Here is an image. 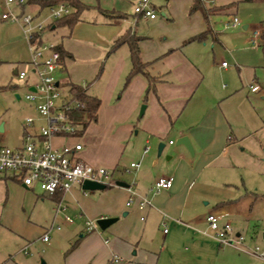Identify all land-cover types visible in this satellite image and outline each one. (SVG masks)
<instances>
[{
    "label": "crops",
    "instance_id": "0c3cea01",
    "mask_svg": "<svg viewBox=\"0 0 264 264\" xmlns=\"http://www.w3.org/2000/svg\"><path fill=\"white\" fill-rule=\"evenodd\" d=\"M95 1L81 0L88 7L95 6ZM175 1L164 0L169 8L168 15L162 14L163 21L157 17L144 18L135 12L127 18L124 0H98L95 7L107 13L98 10L101 18L89 27L94 28L91 35L76 34L74 28H82L81 23L73 29L53 26L42 32V43L61 45L71 55L63 60L57 72L62 77L58 79L60 85L62 82L68 85L66 92L70 84L82 86L90 96L101 101L97 121L88 126L83 137L55 138L53 145L59 148L82 144L80 160L112 170L116 183L114 187L97 191H86L76 184L67 192L48 194L38 186H24L9 173L0 174V187L10 192L12 203L21 201L20 210L29 212L30 217L40 212V216L52 221V228L63 225L64 233L59 236L61 245L53 253L48 250L42 264H161L164 255L173 264L174 255L181 253L180 249L188 243L196 258H201L206 244L203 237L214 239L207 216H223L221 224H231V218L242 214L239 203L242 199L258 198L247 187L244 177L240 187L235 180L236 173L239 175L241 171L249 175L264 172V77L245 74L243 63L237 62L238 76L226 74L229 84L222 87L221 75L215 72L218 71L215 45L210 43L219 41L214 18L228 15L230 9L213 17L208 28L200 12L188 16L193 0H183L178 12L174 9ZM5 2H1V15L7 8ZM137 2L133 0V6ZM227 3L228 0H218L212 4ZM151 6L156 13L157 7ZM12 7H17L21 14H32L27 10H34L35 20L43 19L36 8L28 7L22 13L21 6ZM1 15L4 52L0 54V146H4L13 128L9 113L14 103L5 97L11 96L20 104L25 101L23 122L27 117H37V113L35 104L25 100L36 81L29 66L28 42L21 26L3 21ZM53 23L49 21L48 26ZM64 28H68V33L60 39L46 38L47 35L55 37ZM249 28L244 26L246 32ZM126 33L139 38L142 61L149 64L150 74L158 80L147 97L148 81L142 75L135 76L124 88L131 69L130 49L127 44L115 49L113 46ZM205 33L203 40L188 42ZM81 48H91L97 57L91 59L96 63L90 62L86 71L78 73L72 67L75 61L81 60ZM222 64V70L228 73L229 66ZM20 66L23 67L19 70ZM22 71L28 72L27 79H18L19 85H13V76L18 78ZM254 87L259 89L253 91ZM142 106L145 110L140 116ZM37 127L38 124L26 129L22 125L23 143L14 149L24 144L26 132H34ZM183 137L189 139L193 154L178 143ZM134 163L139 167H132ZM206 170L209 171L204 174ZM162 177L172 178V187L156 193L154 184ZM118 182L127 186H117ZM211 183L224 191L212 194ZM234 189L239 194L232 192ZM240 192L245 195L240 196ZM141 198L149 201L143 208ZM130 199L133 202L128 204ZM198 199H207V205L213 201V209L196 213ZM9 201L4 205L0 202V217L5 226L15 230L17 245L25 256L9 255L0 264H39L32 252L37 251L34 242L39 240L50 245V229L41 228L37 238L32 237L34 232L30 227L25 226L19 232L15 229L18 225L7 222L4 216L9 210ZM66 217L73 222H65ZM106 218H118V221L101 230L97 221ZM88 221L96 222L92 232L86 230ZM46 233L49 241L43 242ZM231 236L244 238L240 227H235ZM242 247L246 248L243 244ZM234 248L248 258L254 257Z\"/></svg>",
    "mask_w": 264,
    "mask_h": 264
},
{
    "label": "rangeland",
    "instance_id": "374dc122",
    "mask_svg": "<svg viewBox=\"0 0 264 264\" xmlns=\"http://www.w3.org/2000/svg\"><path fill=\"white\" fill-rule=\"evenodd\" d=\"M0 0V15L2 13L1 2ZM125 2V9L124 13L128 15L134 14V6L133 0H124ZM229 2H238L236 7L229 10L228 15H232L237 17L239 21V26L231 30L230 27H226L227 23L231 20L232 16L222 15L214 18V28L218 32V42L210 43V46L215 45V55L216 61L218 66L216 67L218 71L215 72L218 75H221V79L219 84L223 87L224 85H228V81L225 79V75L238 76L237 70V62L243 63L244 69L243 72L247 75L256 74L258 77L261 75L264 77V3H246L243 0H228ZM183 0H177L174 3V9L178 12L182 7ZM151 5H155L157 7L156 16L158 20H165L162 17V14L165 13L168 15V4L164 2V0H150ZM98 0L95 1V6H98ZM90 7L89 9L85 10L81 14L80 22L83 24L82 28H74L76 34H79L83 37H87L88 34L91 35V31L94 28H89L92 25L96 24L97 21L100 20L101 16H99V12L103 11L98 7ZM14 9V13H19L17 7H12ZM11 9V10H12ZM27 12H34V10H27ZM32 13V15L34 14ZM35 16V15H34ZM188 16L189 11H188ZM41 17L43 19L49 17V9L44 10L41 13ZM249 25V30L246 32L244 30V26ZM133 28H135V23H133ZM21 31V29H20ZM260 32L259 40L254 41V32ZM13 32V31H12ZM23 31H21L22 33ZM68 33V28H64L59 30L55 35V37H48L47 39L57 40V38H61L63 34ZM14 34V32H13ZM2 36V37H1ZM0 36V54L4 52V36ZM52 40H49L52 42ZM48 41V40H47ZM26 42V41H25ZM211 42V41H209ZM82 56L81 60L75 61L72 69H77L79 72L82 73L84 70L86 71L88 67L91 65V59H96V54L90 48H81ZM213 57V56H212ZM96 63V62H93ZM226 63L229 67L227 72L225 73L222 68L221 64ZM23 66L18 67V69H22ZM86 74V73H85ZM64 78V77H63ZM262 78V77H261ZM57 79H61L62 77L57 76ZM13 85H19V80L17 77L13 76ZM67 86L65 83L62 82L61 89L63 92L67 90ZM11 98L13 104L10 105L11 112L9 113V117H11V122L13 125L12 132L8 136L7 141L4 142V147L14 148L20 146L23 142L20 138V131L22 130V125L24 126V112H23V105L25 101H22L20 104L15 98L13 97H5ZM80 137H83V134ZM209 170H206L204 174H206ZM242 177H244L247 187L251 190L252 193L257 194L258 198H247L242 199L240 203V214L238 217L231 218V225L233 229L236 227H240L242 230V234L244 236L243 245L248 248L252 249L257 245H261L264 243L263 234H264V172H253L251 175L248 173H243L242 171L238 175L236 173V182L237 186H242ZM240 183V184H239ZM210 192L212 194L215 193H222L224 188L216 186L215 184L209 185ZM0 202L3 204L6 201H9V210L4 214L6 215L7 222L12 224H17V229L19 232H23L27 226L30 227L34 233L32 237L37 238L41 235L42 229H50V237L51 242L50 245L42 243L39 240H36L34 244L37 247V251L35 253L34 250L32 252L35 254L34 258L39 261V264H42L43 258H46V252L50 250L53 253L54 249L60 246L59 236L64 233L63 225L59 224L60 230L56 231L55 225L52 228V221L47 220L44 215L40 216V212L34 213L32 217H30V213H24L22 210L19 209L18 204L21 202H14L12 203V196L10 192L4 188V186L0 187ZM236 195L239 194V191L235 189L232 190ZM250 192V191H249ZM250 194V193H249ZM240 192V196H243ZM217 196V195H215ZM8 198V199H7ZM16 201V200H15ZM208 202L207 199L204 200H197V205L195 208L196 213H203L205 210H211L213 207V201ZM4 205V204H3ZM21 205V204H20ZM13 210L11 209V207ZM6 207V206H5ZM213 209V208H212ZM1 211V208H0ZM6 211V210H5ZM2 213L0 214V216ZM47 220V221H46ZM0 217V260L6 259L9 255L13 258H21L24 255L21 248L18 247L16 240V232L12 228H8L4 225V221ZM97 221V220H96ZM2 222V223H1ZM79 223V222H77ZM3 224V225H2ZM31 224V225H30ZM80 224V223H79ZM96 224V222H93ZM9 227L10 226L9 224ZM42 228V229H41ZM100 229H97V231ZM101 232V231H100ZM212 235V232H211ZM252 237H256V239H252ZM206 240L204 252L201 258H196L191 244H186L183 246L180 251L181 253L174 255V262L173 264H264V260L254 256L252 258H248L247 255L239 252L234 246L224 245L220 242L216 241L215 239H210L207 237H203ZM21 242V241H20ZM23 253V254H22ZM169 257L164 255L163 261L161 264H170L168 263Z\"/></svg>",
    "mask_w": 264,
    "mask_h": 264
},
{
    "label": "built area",
    "instance_id": "2783aa9c",
    "mask_svg": "<svg viewBox=\"0 0 264 264\" xmlns=\"http://www.w3.org/2000/svg\"><path fill=\"white\" fill-rule=\"evenodd\" d=\"M27 0H6V9L1 15L3 21L19 24L28 42L31 59L29 66L36 77L35 83L25 95V100L35 104L37 117H27L24 120L26 129L38 124L34 132H26L24 144L19 148L0 146V174L9 173L24 186L31 188L38 186L48 194L57 191H69L74 185H83L86 181L97 182L107 187H114L112 170L103 167H94L82 162L79 152L82 144L63 145L59 148L53 145L55 138L77 137V126L73 120V113L83 108L80 100L75 99L68 92H63L57 79V72L62 67L61 56L55 46L48 43H37V35L47 26L49 21L58 20L71 13L65 4H60L49 9V17L40 21L35 20L32 14H15L10 8L22 6ZM134 12L144 18L155 19L156 13L150 5V0H138ZM239 26L237 17L232 16L226 27ZM259 38V32L254 33V41ZM227 66L226 63L222 64ZM27 71L18 73V79L25 81ZM259 88H252L257 91ZM139 167V164H132ZM173 179L170 177L159 178L154 184V191L160 193L172 187ZM133 202L129 200L128 204ZM149 204L146 198L140 199V207ZM223 216L209 214L206 218L212 238L224 245L234 246L264 260V243L252 249L242 247L244 238H232L234 229L229 222L221 224ZM65 222L72 223L73 219L65 218ZM96 224L86 222V230L92 232ZM57 230L60 226L55 227ZM167 233V230L164 231ZM43 242L49 241V233L42 237ZM118 262L119 259L115 258Z\"/></svg>",
    "mask_w": 264,
    "mask_h": 264
},
{
    "label": "trees",
    "instance_id": "16d2710c",
    "mask_svg": "<svg viewBox=\"0 0 264 264\" xmlns=\"http://www.w3.org/2000/svg\"><path fill=\"white\" fill-rule=\"evenodd\" d=\"M218 0H193L192 5L189 9V15L193 13L200 12L208 26L211 28V19L223 11H227L236 7L238 2H229L223 5H213ZM246 3H264V0H243ZM213 3V4H212ZM60 4H65L71 9V13L55 20L53 24L47 26L42 32L46 30H50L53 26H65L70 29H73L75 25L80 22L81 14L85 10L89 9L88 6L83 4L81 0H27L24 5L21 6L22 13L28 8H36L38 11V15L41 14L44 10H48L52 7H55ZM211 4V5H209ZM102 13H107L106 11H102ZM42 32L37 35V43L41 44V35ZM209 33V32H207ZM202 34L200 36H196L191 38L188 42L203 40L205 35ZM139 38L126 33L120 39H118L114 44V49L127 44L130 49V62L131 69L125 79L124 88L127 87L130 81L137 75H142L148 81V90L146 93V97L148 92L155 87L157 83V78L152 76L149 72V64L144 63L141 58V51L139 48ZM55 49L59 52L61 56V63L63 65V60L67 57H71V55L65 51V49L61 46H55ZM68 93L73 96L75 99H78L82 102L83 108L73 113L72 117L75 122V125L78 127L76 131V135L80 136L84 134L88 126L97 121L98 110L101 105V101L97 97L90 96L87 93V89L75 85L70 84L68 87Z\"/></svg>",
    "mask_w": 264,
    "mask_h": 264
},
{
    "label": "water",
    "instance_id": "95a60500",
    "mask_svg": "<svg viewBox=\"0 0 264 264\" xmlns=\"http://www.w3.org/2000/svg\"><path fill=\"white\" fill-rule=\"evenodd\" d=\"M144 110H145V106H142L141 107L140 116L143 115ZM2 127H3V125H1V131H2ZM178 143L184 145L188 149V151L191 154H193V148H192V145H191V143H190L188 138L183 137V138H181L179 140ZM117 186L126 187L127 185L125 183H123V182H118ZM82 189L86 190V191L104 190V189H106V185H103V184H100V183H97V182L86 181L82 185ZM117 221H118V218H106V219L98 220L97 224H98V226H99V228L101 230H105V229H107L109 226H111L113 223H115Z\"/></svg>",
    "mask_w": 264,
    "mask_h": 264
}]
</instances>
